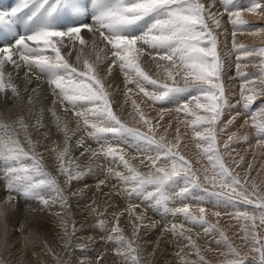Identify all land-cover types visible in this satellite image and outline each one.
Listing matches in <instances>:
<instances>
[{
    "label": "snow or ice",
    "instance_id": "6c2138e0",
    "mask_svg": "<svg viewBox=\"0 0 264 264\" xmlns=\"http://www.w3.org/2000/svg\"><path fill=\"white\" fill-rule=\"evenodd\" d=\"M222 2L225 6H230L233 0H222ZM26 9L29 13L26 18L18 15ZM247 11L264 13V0H257ZM205 12V5L200 0H19L17 6L11 10H0V31L11 32L18 22L25 26V34L15 38L14 46L0 47V92L10 89L14 96H19L17 87L10 80L6 82L4 79L6 64L11 63L16 68L23 65L30 71L35 69L47 76L53 94L59 96L62 102L71 105L73 109L77 106L81 107L82 110L75 111L74 114L83 118L86 128L91 129L89 135L97 142L109 134L118 137L126 134L138 141L146 142L149 150L156 153L155 156L148 158L154 169L148 174L141 173L131 166L128 160L112 146L101 147L105 157L112 158L114 162L119 160L123 164L127 174L117 171L115 177L126 186L125 191L129 195L139 196L160 206L166 205L169 199L166 192L177 181L182 180L185 185L177 193L179 196L189 192L188 185L192 188L200 187L197 182L199 177L195 173L189 176L190 163L173 150L177 145L169 146L163 143V137L157 141L154 137L129 128L121 122L113 112L108 93L92 64L85 60L86 70L78 71L61 55L59 45L63 44L64 38L78 40L81 45H85L86 41L80 35L82 28H87L93 34L99 33L102 40L111 45L113 64L118 63L119 67L126 72V82L135 83L139 92L148 99L164 101L175 94L198 93L192 96L191 102L195 105L194 109L190 108L189 103H185L178 111L192 117L191 126L195 136L203 142V144L198 143L197 146L201 148L212 171V175L209 176L208 169H205L204 180L214 187L231 190L230 193L213 191L210 195L229 201L233 200V194L242 198L243 203L254 205L255 209L260 211V224L264 225V198L257 197L253 200L245 190L238 189L240 181L233 176L219 154L215 125L227 101L224 99L223 86L218 83L222 63L217 53V41L208 29ZM61 14H69L77 20L85 16L92 23L74 22L72 26L63 29L56 23V18ZM230 16L234 17L231 19L233 26L246 25L240 11L230 12ZM209 17L219 26V20L211 14ZM137 29H142L139 35L135 34ZM139 44L154 50L156 54L154 58L158 57L159 60L170 62V65H164L168 79L175 83L176 76H182L185 86H170L168 83H160L150 77L138 63L137 54L143 51V48L138 47ZM49 51L54 55L48 54ZM245 54L251 55L247 50ZM259 54L264 56V48L259 49ZM14 56L19 57L20 63L13 59ZM109 74H111V68H109ZM130 75H134L135 79H129ZM144 82L152 86L153 91L149 92L141 86ZM128 91L131 92L132 89ZM258 95H264V81L259 91L255 85L248 88L242 87L241 96L245 107L251 106ZM28 102L32 103L31 97L28 98ZM133 104L135 105V101ZM201 112L204 114H200ZM52 115L55 116V112ZM89 115L94 118L92 121L88 119ZM252 119V126L264 132V110H261L258 117ZM140 120L146 125L149 124L143 113H140ZM18 123L25 132V140L32 146L33 151L25 150L19 140V133L15 129L6 123H0V164L3 165L2 171L8 190L25 197L35 198L45 207L59 203L61 209H64L68 203L64 190L58 181L44 170L41 159L35 154V144L30 135H27L28 125L24 119H19ZM198 128L202 130H196ZM151 131L150 127L149 132ZM65 135L67 136L66 127ZM231 139L230 136L229 141ZM223 147L227 149L229 144L225 143ZM67 154L68 148L65 147L58 154V160L60 172L70 184L73 180H78L83 173L79 171V165L76 166V171L72 170V161L65 160ZM97 154L93 153V155ZM161 157L163 162L158 165L157 162L161 161ZM165 210L167 211V208ZM205 211L201 207L199 208L200 216H193L189 206L185 205L172 210V214H183L186 219L194 223L206 224ZM216 215L219 216L220 213ZM235 216L245 221L251 220V227H256V216L250 215L247 210L237 212ZM137 220H142V217L137 216ZM97 223L103 224V220H98ZM61 225L64 227L65 235H68L67 223L62 220ZM142 226L140 223L133 225L134 235L138 234ZM72 229L74 234V224ZM170 230L175 233L176 226L173 225ZM214 230V226L205 228V232ZM111 233L108 239L116 245L117 255L130 259L132 264H140L134 241L124 236L118 219ZM245 233L244 239L247 241V228ZM180 234L183 235L182 232ZM220 235L227 248V252L223 253L226 256L223 264H252V261L240 255L226 235L223 233ZM187 239L191 243V237ZM251 239L252 246L249 250L258 254V264H264V242L255 232L252 233ZM192 247H195L194 243ZM196 254L201 261L204 260L198 249ZM229 256L231 258H227Z\"/></svg>",
    "mask_w": 264,
    "mask_h": 264
},
{
    "label": "bare ground",
    "instance_id": "6f19581e",
    "mask_svg": "<svg viewBox=\"0 0 264 264\" xmlns=\"http://www.w3.org/2000/svg\"><path fill=\"white\" fill-rule=\"evenodd\" d=\"M200 2L205 5V8H206L205 17L207 20L208 29L212 32L213 36H215V38H216L217 51L223 55V58L221 59L222 69L220 72V76L223 78H226L230 73V69L232 68L233 63L235 64V63L239 62V64H240V62L243 61L245 64L243 66L241 65L242 63L240 64L241 68L239 67V69L236 70V75H235L236 77L234 78L235 81L240 82L239 91L240 92L242 91V87L248 88V87H252L253 85H255L257 87V90L259 91V88L262 84V81H264V66L256 65V64H260V62L262 61L263 58H261L260 60L257 61V63H255L256 59L252 60L251 58H253V57L249 58V56L247 57V55L245 54V50H247L248 52L251 53V55L252 54L260 55L259 49L264 48V13H250L247 11V9L250 8L253 5V3H256L257 0H233V3L230 6H225L223 4L222 8L224 10L223 9L222 10L225 12H223L221 14H218L216 12L217 10L220 9L219 1H217V0H200ZM218 6H219V8H218ZM234 10L241 12V18L244 21H246L245 26H233V24L231 23V19L234 17H231L227 14H228V12H232ZM209 14H211V16H214L216 20L220 21L219 26H217L214 23L213 19L209 17ZM234 33H235V35H233ZM0 35H3L6 38L4 41L5 43H8V44L13 43L11 46H14V40H15V38H18V36H19V35L15 36V34L12 31L7 32V33H0ZM82 37L86 41V44L81 45L80 43H77L78 42V40H77V42H75V44L73 43L74 44L73 45V52L69 53V54L66 52L67 55H66V58L65 57L64 58L68 61V63L72 67L77 68L78 71H85L86 70L84 67V61L85 60H87L90 64H92L96 68L97 74H98L99 78L102 80L103 85H104V87L108 93V98L110 100L111 108L123 124H125L129 128L136 129L143 134H144V132H147L145 135H147L149 133L148 129L151 127V129H152L151 134L152 135L148 134V136L154 137L155 139H159V140H161V137L163 136V138H165L167 142H170L173 139V138L171 139L172 136H174V137L177 136V135L175 136V134L177 133V131H178L177 129L179 126H181V127L185 126V125L191 126L190 124H191L192 117L185 116V114L182 111H178V109L181 108L182 105L185 103H189L190 108L194 109L195 105H194V103L191 102L192 96L197 95L198 93H196V92L180 93V94H175V95L169 97L168 99H166L164 101H152V100L148 99L147 97H145L143 95V93L139 92V89L135 83H127L126 82V75L127 74L124 70H122L119 67L118 63L115 64L114 67H110L114 58H113V56L112 57L110 56L109 53H111V49H109L108 46L106 48V45H105L106 42L105 41H103L101 38H98V36L89 32L87 29L82 31ZM94 41H95V43H94ZM4 42H3V45H5ZM63 46H64V44L62 45V47ZM241 46H243V47H241ZM60 47H61V45H60ZM62 47H61V49H63ZM231 50H233V51H231ZM149 51L152 53V55L154 54L153 56H151L150 59H148L146 55H145L146 58H144L145 56L143 55L144 56L143 59L142 58L138 59V63L140 64L141 68L150 77H152L153 79H156L160 83H168L170 86L184 87L185 84H184V80L182 79V76H176L175 83H173L172 80L168 79V77L165 73V70H164V65H170V62L159 60L158 57L154 58L156 56L154 50L149 48ZM48 54L54 55L50 51ZM242 54H245L246 56H243ZM140 55L138 53L139 57H140ZM14 58H15V56H14ZM15 60H17V62H18L19 57L16 56ZM19 63H20V61H19ZM13 67H15V66L13 65ZM26 68L27 67L22 65L20 68H16L17 69L16 71L13 69L11 71V70H9L11 68L7 69V67L6 68L4 67V73H5L4 79H5V81L7 82L10 80L11 83L17 87V89L19 91V96H14L10 89L5 91V92H0V123H6V124L10 125L11 128L13 129L14 126L19 125V123H18L19 119L23 118L24 121L26 122V120H27L26 116L27 115H30L31 119L34 118L35 120H38L39 121L38 131L36 129V131H37L36 137L38 138L37 139L38 142L35 145L37 146V150H38L40 157H42V159L45 160L46 162L54 161V162L59 163L58 154L61 151H63L65 147L68 148V154L65 157V160H71L72 161L71 168L73 171H76L77 170L76 166L79 165V171L81 173H83V175H81V177L78 180H73L70 183V185L69 184L67 185L68 186V192L67 193L68 194L70 193L72 195V202L74 203V206L78 205L82 208V210H79V211H82L80 213L88 212L87 215H85L86 213H84L81 216L85 215V216H87V218L90 217L92 219L95 215H98V217H99L100 216L99 214H101L102 211H106L107 212V220H104V218L106 217L105 216L106 214H104L103 219L102 218H97V219L98 220L99 219L104 220V222L106 221L105 225H107L108 221L111 222V224L109 223V226H108L109 230L105 231L108 235L107 237L112 235L111 229L117 223V219H118L119 226L122 230L126 229V228L127 229L129 228V230L132 229V231H131L132 233L130 235H133V233H134V227H133L134 224L140 223V221H145L144 222L145 224L143 223L144 226H142V228H140L139 231L140 230L144 231V233H146L147 235L149 234L150 237H151V235L153 237H155V238H152V240L154 239L152 242L153 247L151 249L148 247L150 250L146 249L147 246L145 248V245H147V244L144 243L145 244L144 247L142 246L143 245V242H142L143 239L142 240L139 239V241L141 240V243H142V245H140L141 247L138 246L140 242L138 244L135 243L137 245V246L135 245L137 248H142V247L145 248L143 250H145L144 252H146V253L144 254L143 258L141 257L143 260L145 259V264H153V260H155L154 258L157 255H160V252H161L160 250L162 249L160 247H162L163 244L166 243V244L175 245L177 243L178 244L184 243L185 241H181V240H182V238H186V236L183 235L184 236L183 237L180 233L181 232L184 233V230L187 228L185 225L187 223L189 224L190 221L189 222L186 221L185 218L183 217V215L179 216L178 214L177 215L172 214V210L177 209L175 207L177 205H175V206L172 205L173 206V208H172L171 204L169 202V199H168V201L166 202V205L162 204L160 206H156L154 204V202L144 200L143 198L136 196V195H129L125 191L126 186L124 184H122V182L119 181L118 179H116V177H115V172H117V171L125 172V174H127L126 170L123 168V164L119 160H116L114 162L112 160V158L105 157L101 152V147L103 146L104 148H107L110 145L113 148L117 149V152L120 155H123L125 157V159L128 160V162L131 166H133L139 172L144 173V174H147L148 168L151 167V161L148 158L155 156V154H156L155 151L149 150V146L146 144V142L138 141V140L134 139L133 137L128 136L126 134L124 136H119V137L109 134V135H107V137H105V138L101 139L99 142H97V140L94 137L89 135V132L91 131V129L86 128V126L83 123V118L77 117L74 114L75 111H81L82 110L81 107L77 106L76 109H73L71 105H68L66 102H63V105H60L63 107H61V108L58 107V109H57L56 107L58 104L55 106V101H56V99H58L60 101V103H62L60 97L57 95H54L51 87L48 88L49 87L48 85H45V84L42 85L37 80L32 79L31 75L30 76L28 75L29 74V73H27L28 69H26ZM109 68H111V74H109ZM33 70L39 74V72L37 70H35V69H33ZM128 78L129 79H135L134 75H130V76H128ZM226 81H228V79ZM235 81L233 80L234 83H236ZM218 82H220V80ZM234 83H232V85ZM40 85H42V87L38 88ZM226 85H229V84L226 83ZM141 86L145 87L146 90L149 92L153 91V87L150 85H147L146 82L142 83ZM46 88H47V90H46ZM232 88H233V86H232ZM128 89H132V91L129 92ZM226 89H229V88H226ZM230 89H231V87H230ZM226 91H228V90H226ZM235 91L236 90L233 91V94ZM237 91H238V89H237ZM227 93L229 94V92H227ZM237 93L238 92H236V95H237ZM228 94H227V96H228ZM229 95H231V93ZM29 97L32 98L31 104L28 102ZM257 97H259V98L262 97L263 98L262 100L264 102V95H258ZM239 98L242 101L241 103L244 104L242 96H240ZM133 101H135V105L133 104ZM230 101H231V99L229 98L228 102H230ZM57 103H59V102H57ZM227 105H229V104H227ZM232 105H234V107H236L235 104H232ZM89 107H91V106L89 105ZM224 107L226 109L228 106L227 107L224 106ZM241 107H243V106H241ZM228 109H229V107H228ZM236 109L237 108H235V111H236ZM255 110H252V111H255ZM261 110H264V103H263V107ZM222 111L224 112V109ZM230 111L228 110V112H230ZM232 111H234V110L232 109ZM53 112H55V114H56L55 116H53L51 114ZM255 112H257V111H255ZM140 113H143V115L149 121V124L146 125L143 121L140 120ZM236 113H237V111H236ZM251 114H249V115H251ZM241 115H243V114H241ZM256 115H258V113H256ZM228 116H229V118H231V122H230L231 124H233V123L236 124V120H238V123H239L240 119L236 118V115L232 114V112L229 113ZM252 118H253V115H252ZM252 118H250L248 120H252L251 122L253 124ZM34 119H33V121H34ZM88 119L90 121H92L94 118L89 115ZM33 121H31V122H33ZM58 124H59V127H58ZM220 124L221 123L218 124L219 127L223 125V124H221V125ZM29 125H32V124H29ZM34 125H36V124H34ZM241 125H244V124L243 123L241 124V121H240V126L239 125L238 126L241 127ZM65 127L67 129V136L65 135ZM235 127H237V126H235ZM30 128H32V126ZM191 128H192V126H191ZM247 128L249 129V127H247ZM250 128L251 129H249V130H252V127H250ZM19 129H21V127ZM146 129H147V131H144ZM182 129H185V128H182ZM248 129H246V130H248ZM253 129H255V128H253ZM192 130H193V128H192ZM198 130H199V128H198ZM218 130H219V128H218ZM242 130H244V129H242ZM256 131H258V130H256ZM20 132H21L20 133L21 136H23V133H25L22 129L20 130ZM29 132H31V131L29 130ZM188 132H189V127H188ZM238 132H240V131H238ZM244 132H245V130H244ZM252 132H253V130H252ZM190 133H192L191 130H190ZM259 133H260V131L258 132V134ZM252 134L250 133V135L249 134L248 135L246 134V135L249 137ZM258 134L255 136H258ZM32 135H34V134H32ZM194 135H195V132H194ZM179 136L180 135L178 134V138H179ZM185 136L187 137V135H185ZM217 136H218V134H217ZM221 138H223V137H221ZM242 138H243V136H242ZM193 139L198 140V139H196V137H193ZM19 140H20L22 146L24 147L23 141L20 138H19ZM178 140H180V139H178ZM245 140H247V139H245ZM35 141H36V139H35ZM254 141H256V140H254ZM261 141H263V140H261ZM163 142H165V141H163ZM178 142H180V141H178ZM198 142H199V140H198ZM198 142H195V143H198ZM252 143H253V141H252ZM72 144H74V145L77 144V146H72ZM262 144H263L262 146H264V141ZM92 145H94V147H96V148H93ZM173 145H174V143H173ZM183 146H185V145L183 144L181 149L186 148ZM204 146H206V145H204ZM26 147H29V146H26ZM197 147L195 149L199 150ZM192 148H194V147H192ZM195 149H193V150H195ZM80 152H82V154ZM183 152L185 153V150H183ZM188 152L189 151L187 150V154H190V152H192V151H190L189 153ZM93 153H98V154L93 155ZM196 154H195V156H196ZM262 158L264 159V157H262ZM197 160H199V159L197 158L196 160H193V162L194 161L196 162ZM230 161H232V160H230ZM260 161H261V159H260ZM228 162H229V160H228ZM263 163H264V160H263ZM2 168H3V165L0 164V179L2 178V179H4V182H6V188L4 187L6 190H4V188L2 190H0V264H43L42 263V260H44V258H42L43 256L44 257L46 256V258L50 259L51 264H109V261H110L109 259L116 257V256L114 257V255H113V253H115V251H116V245H114V243L112 241H110L108 238L106 240L103 239L104 241L99 240L100 238L98 235L90 241H86V240L84 241V242H87L86 243L87 247H88L87 249H86V247H85V249H83L84 246L82 247V246L78 245L77 248L75 246H72L73 248L75 247L74 250L71 249V250H69V252H67V253L64 252L65 254L62 255L61 252L63 250H65L67 244L64 246L61 245L62 248L61 247L60 248L62 250L59 251V248H57V250L60 253L59 254L56 253L59 256L60 260L58 259V256H57V260H55L56 257L53 259L51 256H53L54 252H53V254H51L49 252V244L46 241L54 239L57 243H59V241L62 242V239L64 238V235H65V230H64V227L61 225V221L62 220L65 221L67 223V226H68V223H69L68 222V219H69L68 218L69 217V213H68L69 211L68 210L69 209L67 207L68 205H66L64 207V209H61L59 203L52 204L49 207H45L35 198L25 197L23 195L17 194L15 191L10 192L7 188V181L4 177ZM64 180L66 182L65 178H64ZM101 181H103V183H101ZM0 182H1V180H0ZM178 184H180V183L178 182ZM182 184H184V183H182ZM182 184L178 185V186H183ZM177 187H174V189ZM181 188L183 189V187H181ZM171 189L172 188H170L169 190H171ZM179 189H180V187L178 189H175V190L181 191V189L180 190ZM194 190H195V188H194ZM202 190H203V188L200 191H202ZM174 191H172V192H174ZM178 191H176V192L178 193ZM119 193H123V195H124L123 200L121 199L123 196L121 198H119V196H120ZM169 193H171V192H168L167 194H169ZM177 193H176V195H177ZM12 194L18 195V199H20L21 201H24L23 203H26L24 207H26V206L30 207L31 206V210H35V212L41 211L43 213V215L45 216V218L47 219V222L45 220L44 221L41 220L37 215L36 216L32 215L33 217L30 216L28 218V220H24L23 223L22 222L19 223L20 220L18 221V218L14 219L15 221L14 220L11 221L10 215H11L12 210H13ZM207 194L210 195L208 192H207ZM171 195H170V197H171ZM188 195H192L190 192V189H189ZM188 195H187V197H188ZM200 195H202V194H199V196ZM167 196H169V195H167ZM204 196H207V195H204ZM258 196H260V195H258ZM178 197H179V195L176 197L178 200L174 199V200H176L175 203H178L179 201L181 202V199L179 200ZM187 197H186V199H187ZM208 197L210 200L211 195ZM262 197H263V195H262ZM183 199L184 198H182V201H183ZM186 199H185V201H186ZM201 200L203 201V199H201ZM170 201H172V200H170ZM225 201H227V200H225ZM70 202H71V200H70ZM183 202H182V204H183ZM73 203H72V205H73ZM209 203H210V201H209ZM228 203H230V202H228ZM195 204H196V202H195ZM195 204H194V206H197V204L196 205ZM220 204L222 205L223 202ZM212 205H210L209 208H212L211 207ZM237 205H238V203H237ZM237 205H236V208H237ZM121 206L123 208L125 207V209H127V211L125 210V212H122V214L119 215V214H117L118 213L117 211H119L118 208ZM178 206L181 207V205H179V204H178ZM223 206L226 207V204ZM230 206H232V205H230ZM240 206H241V204H240ZM197 207L199 208V206H197ZM214 207H215V205H214ZM238 207H239V205H238ZM166 208H167V211L165 210ZM198 208H196V209L199 213ZM203 208H207V207H203ZM218 208H217V210H219ZM232 208L235 209V207H232ZM93 209H95V211H93ZM99 209H100V211H99ZM116 209H118V210L114 211ZM212 209H214V208H212ZM220 210L223 211L222 209H220ZM72 211L73 210L71 209V212ZM193 211L191 213H193ZM77 212H78V210L76 211V213ZM235 212H237V210L234 211L233 213H235ZM58 213H59V215H57ZM198 213L194 212V215L197 216ZM205 213H208V212H205ZM211 213L213 215L215 214L214 212H211ZM210 214L208 213L207 216ZM137 216L142 217V220H137ZM16 217H18V216H16ZM71 217H72V215H71ZM76 217L79 218L78 216H75L76 220H77ZM102 217H103V215H102ZM205 217H206V215H205ZM208 217H210V216H208ZM25 219H27V218H25ZM85 219H82V217H81V221L83 220V222L81 223L82 225L84 222L86 223ZM91 219H90V221H91ZM206 219H208V218L206 217ZM236 219H237V217H236ZM185 221L187 222L186 224H185ZM95 222H93V223H95ZM104 222H103V226H105ZM160 222H162V223L160 224ZM191 222H192V220H191ZM191 222H190V224H192ZM73 223H75V222H73ZM76 223L78 224V222H76ZM196 224H198V223H196ZM173 225L176 226V232L175 233H173L170 230ZM78 226H79V224H78ZM181 226H183V227H181ZM81 228H84V227H81ZM98 228H100V227H98ZM160 228H161V230L163 229L164 231L162 230V232H160ZM79 229L76 228V230H79ZM101 229H103V228H101ZM198 229H200V228H198ZM72 230L73 229H71L70 231L72 232ZM186 230L189 231L188 229H186ZM159 232H160V234L158 236L157 233H159ZM189 232H193V230H191ZM79 233H78V235H79ZM99 233H101V232H99ZM106 233H104V231L102 230V234L105 235ZM125 233H126V231H125ZM193 233H195V232H193ZM193 233H189V234H193ZM96 234H98L97 231H96ZM94 236H95V234H94ZM219 236H221V235L219 234ZM81 238H79L80 241H81ZM139 238H140V236H139ZM65 239H67V237H65ZM84 239H87V238L84 237ZM91 241H93V242L91 243ZM132 241H133V239H132ZM136 241H138V240H136ZM215 241H217V240H215ZM55 244L56 243H54V245ZM76 244H77V242H76ZM216 244H217V242H216ZM82 245H84V244H82ZM206 245H207V243H206ZM148 246H151V245H148ZM67 248H68V246H67ZM69 248H70V245H69ZM209 249L210 248H208V250ZM211 249H214V247ZM55 250H56V248H55ZM187 250L188 251H191V250L194 251V247L193 248L189 247ZM199 250H200V248H199ZM219 250H221V248ZM139 251H141V250H139ZM158 251H160V252H158ZM107 252H110L112 254H107ZM162 252H163V256H164V252H166V251H162ZM195 252H197V250ZM172 254L170 252V254H168V255H172L174 257V259H176V261L178 259L180 261L183 258L181 256L182 255L184 256V253L182 251L177 252L176 250H174V251H172ZM199 254H201V253H199ZM115 255H117V252L115 253ZM190 255H191V253H190ZM190 255L188 253L190 260L196 261L194 258L197 256V254L192 252V256H190ZM163 256H161V257H163ZM119 257H120V255H117V258H119ZM123 257H125V256H123ZM186 258L187 257L185 256L184 259H186ZM204 258H205V256H204ZM123 259H127V258L125 257ZM197 259H200V258H197ZM157 260H155V261L157 262ZM159 260H160V258H159ZM173 260L169 259L167 261L171 262ZM187 260L189 262V259H187ZM187 260H184V261H186V263H187ZM112 261L114 264L115 261L114 260H112ZM121 261H122V257L120 258V260L118 262H121ZM176 261H173V262L175 263ZM179 261H177V262L179 263ZM184 261L181 262V264L182 263L184 264L185 263ZM161 262H162V260H161ZM45 263L46 264L48 263L47 259L45 260ZM125 263H127V262H124V264ZM157 263H159V262H157ZM163 263L167 264L165 262V260ZM163 263H160V264H163ZM192 263H194V262H192ZM48 264H50V263H48ZM127 264H129V263H127ZM169 264H171V263H169ZM188 264H190V263H188Z\"/></svg>",
    "mask_w": 264,
    "mask_h": 264
},
{
    "label": "rangeland",
    "instance_id": "374dc122",
    "mask_svg": "<svg viewBox=\"0 0 264 264\" xmlns=\"http://www.w3.org/2000/svg\"><path fill=\"white\" fill-rule=\"evenodd\" d=\"M217 1H219V6H220V9L219 10H217L216 12L218 13V14H221V13H223V12H225V11H223L224 9L222 8L223 7V2H222V0H217ZM18 2H19V0H8V6H9V10H11L12 8H14V7H16L17 5L16 4H18ZM219 6H218V8H219ZM223 9V10H222ZM234 11H237V10H234ZM234 11H232V12H234ZM23 14V15H22ZM27 14H29L28 13V10L26 9V10H24V12L23 13H20V14H18V15H20V16H25V18H26V16H27ZM227 15H229L230 16V12H228V14ZM78 23L79 22V24H83V23H88V24H91L92 22H91V20H86V18H85V16H81V17H79V19L77 20L76 18H74V17H72L71 15H69V14H61L60 16H58L57 18H56V23H57V25L59 26V27H61V28H63V29H66L68 26L70 27V26H72L73 25V23ZM63 25V26H62ZM20 26V27H19ZM24 24L23 23H17V25L14 27V29L12 30V32L15 34V36H18V35H24L25 34V31H24ZM83 30H81V36H82V31H84L85 29H87V28H82ZM15 31V32H14ZM142 31V29H137L136 30V32H135V34H137V35H139L140 34V32ZM95 35L96 36H98V38H101L100 36H99V33H95ZM5 37L3 36V35H0V41L2 42V43H0L1 45H3V42L5 41ZM102 39V38H101ZM75 42H77V40H69L68 38H64V42H63V44H64V46L62 47V45H61V47L63 48V49H61V47H60V50H61V55L63 56V57H65L66 58V55H67V53L69 54V53H72L73 52V45L75 44ZM106 42V41H105ZM5 43V42H4ZM74 43V44H73ZM77 43H79V41L77 42ZM76 43V44H77ZM5 44H7V46H11L12 44H8V43H5ZM105 45H106V48H107V46H108V48L109 49H111V45H109V44H107V42L105 43ZM60 46V45H59ZM68 46V47H67ZM72 46V47H71ZM81 46V45H80ZM138 47H140V48H143V51L142 52H140L139 53V55H140V57L138 56V59H140V58H142L143 59V57L146 55L147 56V58L148 59H150L151 58V56H153L152 55V53L149 51V47L148 46H146V45H142V44H139L138 45ZM67 51H66V50ZM72 50V51H71ZM231 51H233V50H231ZM67 52V53H66ZM151 53V54H150ZM217 53H218V56H219V59H220V61H221V59L223 58V55L222 54H220L218 51H217ZM110 54V56L112 57V53H109ZM150 54V55H149ZM138 55V54H137ZM144 55V56H143ZM221 55V56H220ZM243 56H246L245 54H242ZM142 56V57H141ZM146 56L144 57V58H146ZM238 56V55H237ZM249 56V58L250 57H253V58H251L252 60L253 59H256L255 60V63H257V61L258 60H260L261 58H263L262 59V61L260 62V64H256V65H262V66H264L263 64H264V56H261V55H258V54H252V55H247V57ZM261 56V57H260ZM15 58H16V56H15ZM15 58L13 57V59L15 60ZM17 61V60H16ZM18 63H19V61H18ZM242 63V64H241ZM262 63V64H261ZM239 66H238V65ZM240 64L243 66L245 63L243 62V61H241L240 62ZM240 64H239V62L238 63H233V65H232V68L230 69V73H229V75L226 77V78H223V77H221L220 76V82H218V83H221L222 84V86H223V90H224V99H226V101H227V103L225 104V106L227 107H229V109H228V107L225 109V107L223 108L224 109V112L222 111V115H221V117H220V119L218 120V124L219 123H221V124H223L222 126H220L219 127V125L218 124H216L215 125V132H216V136H217V134H218V136H217V145H218V147H219V154L222 156V158H223V161H224V163H225V165L230 169V171L232 172V174H233V176H235L239 181H240V184H239V186H238V189H240V190H245L249 195H250V198L251 199H253V200H255L257 197H260V198H264V163H263V158L262 157H264V146H262L263 144V141H264V132H262V131H260V133L258 134V132H259V130L258 129H253L254 127L251 125L252 124V120H248V119H250V118H252V115H253V117H258V115H256V113H260V111H261V109H262V107H263V98L262 97H257L256 98V100L254 101V103L251 105V106H249V107H245V105L243 104V103H241L242 101L240 100V96H241V92L239 91V87H240V82L239 81H235V75H236V70L237 69H239V67H240ZM10 65V66H9ZM113 65V66H112ZM114 65L115 64H113V62L111 63V66L110 67H114ZM237 65V66H236ZM7 67V69H9V68H11V69H9V70H11L12 71V69L13 70H17L15 67H13V64H11V63H9V64H6L5 65V68ZM9 67V68H8ZM241 68V67H240ZM26 69H28V68H26ZM28 72L27 73H29L28 75L30 76L31 75V77H32V79H34V80H37L38 82H40V84H45V85H48L49 86V84H48V78H47V76L46 75H44V74H41V73H36L34 70H27ZM35 73H34V72ZM10 72V71H9ZM231 76V77H230ZM36 77V78H35ZM233 77V78H232ZM47 78V79H46ZM230 78V79H229ZM228 79V81H226ZM236 82V83H234L233 82V80ZM46 80V81H45ZM224 83V84H223ZM226 83H228L229 85H226ZM231 83V84H230ZM232 83H234L233 85H232ZM42 85H40L38 88H41L42 87ZM233 86V88H232V86ZM47 86V87H48ZM227 86V87H226ZM231 87V89H230V87ZM238 86V87H237ZM48 88H50V86L48 87ZM226 88H229V89H226ZM236 88V89H235ZM237 89H238V91H237ZM46 90H47V88H46ZM226 90H228V91H226ZM234 90H236L235 92H234V94H233V91ZM227 92H229V94L231 93V95H229ZM236 92H238L237 93V95H236ZM227 94H228V96H227ZM227 97V98H226ZM231 99V101L230 102H228V99L229 98ZM236 97V98H235ZM238 97V98H237ZM234 98V99H233ZM233 99V100H232ZM260 100V101H259ZM234 101V102H233ZM57 102H59V103H57ZM62 102V101H61ZM232 102V103H231ZM263 102V103H262ZM59 106H58V105ZM227 104H229V105H227ZM232 104H235L236 105V107H234V105H232ZM239 104V105H238ZM242 104V105H241ZM57 105V109H58V107L59 108H61V107H63V106H60V105H63V102L62 103H60V101L58 100V99H56V101H55V106ZM238 106V107H237ZM241 106H243V107H241ZM234 107V108H233ZM253 107V108H252ZM235 108H237L236 109V111H237V113H236V111H235ZM250 108V109H249ZM258 108V109H257ZM222 109V110H223ZM232 109L234 110V111H232ZM245 109V110H244ZM256 109V110H255ZM227 110V111H226ZM228 110L230 111V112H228ZM252 110H255V111H257V112H255V111H252ZM259 110V111H258ZM248 111V112H247ZM251 111V112H250ZM232 112V114H234V115H236V118H238V119H240V121H241V124L243 123L244 125H241V127H239L240 126V121H239V123H238V120H236V124H231L230 122H231V118H229V116H228V114L229 113H231ZM234 112V113H233ZM242 112V113H241ZM250 112V113H249ZM225 113V114H224ZM252 113V114H251ZM52 114V113H51ZM201 114H204V113H202L201 112ZM241 114H243V115H241ZM246 114V115H245ZM249 114H251V115H249ZM241 115V116H240ZM28 116V117H27ZM26 116V124L27 125H29V124H32V125H29L28 126V130H27V134L28 135H30V137H34L33 139L31 138V140L34 142V144H37V135H36V133H37V131H38V126H39V124H38V120H35L34 118H30L31 116L30 115H27ZM224 117V118H223ZM223 118V119H222ZM235 118V119H236ZM33 119H34V121H33ZM30 120V121H29ZM226 120V121H225ZM230 120V121H229ZM243 120V121H242ZM31 121H33V122H31ZM36 121V122H35ZM16 122V121H15ZM225 122V123H224ZM249 122V123H248ZM36 124V125H34V124ZM229 123V124H228ZM220 124V125H221ZM248 126H247V125ZM191 125V124H190ZM239 125V126H238ZM249 127V129H251L250 127H252V130H253V132H252V130H249L247 127ZM250 125V126H249ZM18 126V127H17ZM32 126V128H30ZM235 126H237V127H235ZM188 127H189V132H188ZM246 127V128H245ZM20 128V125H16V126H14L13 127V129H15L16 130V132H19V138L23 141V143H24V148L27 150V151H30V152H32V150H33V148H32V146L31 145H29L27 142H26V140H25V136L24 135H26L25 133H23V136H21V132H20V130L21 129H19ZM35 128V129H34ZM182 128H185V129H182ZM187 128V129H186ZM193 128V127H192ZM192 128H191V126H179L178 127V131H177V133L175 134V136L176 137H174V136H172L171 137V141L170 142H167L166 141V139L165 140H163V141H165V142H163V143H166L167 145H171V146H173V143H174V145H177V147H175L173 150L174 151H177L178 153H179V155H182L186 160H188V162L190 163V166H191V172L189 173V176L191 177V175H192V173H195L196 174V176L197 177H199V179H198V183H199V185H200V187H198V188H195V190H194V188H192L191 187V185H188V187H189V189H190V192H191V194L192 195H188L189 194V192L188 193H186L184 196H179L178 198H179V200L181 199V202L179 201L178 203H175L176 202V200H174V199H177L176 197L178 196V195H176V191H178V190H175V189H178L179 187H180V189L182 190V188L181 187H185V185L184 184H182V183H184L182 180H180V181H177V183L176 184H173V185H171L170 187H169V189L170 188H172L171 190H169V191H167V193L168 192H171V193H169V194H167V195H169L168 197H169V202H170V204H171V207L173 208V206H175V205H177V206H175L176 208H180V206H178V204L179 205H181V207H183V206H185L186 204H187V206H189V208H190V212H192L193 210V213H191L193 216H195L194 215V212L195 213H198V211H197V209L196 208H198L197 206H199V208L200 207H207V208H204V209H206V211L205 212H208L209 214L211 213V212H214L215 214L213 215L212 213L210 214V215H208V216H210V217H208L207 216V214L208 213H204V219L207 221V223L206 224H200V223H198V224H196V223H194V222H191V220H189V219H186L185 218V216L183 215V214H178L179 216L180 215H183V217L185 218V220L186 221H190L192 224H190V222H189V224L185 221V226L187 227H185L186 229H188L189 231H191V230H193V232H195V233H193V232H189V231H187L186 229L184 230V233H183V235L184 236H186V238H182V240L181 241H185L184 243H181V244H175V245H172V244H163V246L162 247H160V248H162L160 251H158V252H160V255H157L154 259L155 260H157V262H159V263H157L155 260H153V264H160V263H163L164 262V260H165V262L167 263V264H169V263H171V264H177L178 262L177 261H179V259L176 261V259H174V257L172 256L173 254H172V251H174V250H176L177 252H180V251H182L183 253H184V256L182 255H180L181 257H183L180 261H179V263L178 264H181V262H183L184 260H187V259H189V262H188V260H187V263H186V261H184L185 263L184 264H188V263H190V264H223V261L226 259V256L223 254V253H225V252H227V248H226V246H225V244L223 243V239H222V237L221 236H219V234H221L222 232H223V234H225L226 236H227V238H228V241H230V243L233 245V247L240 253V255L241 256H243V257H245L247 260H249V261H252V264H258V254H256V253H254V252H251L249 249H250V247L252 246V239H251V237H252V233L253 232H255L260 238H261V241L262 242H264V225H262V224H260V219H259V217H260V211L258 210V209H255V207H254V205H247V204H245V203H243L242 202V198H240V197H238V196H235L234 194H233V200H231V201H229V200H227V201H225V199H221V198H217V197H214V196H211L210 197V200H209V197L208 196H210V195H208L207 194V192L210 194V192H213V191H227V192H229L230 193V189H221L219 186H213L212 184H210L209 182H207V181H205L204 180V175H205V169H208V175L209 176H211L212 175V171H211V168H210V165H209V162H208V160H207V158L205 157V155L203 154V152H202V150H201V148H199V147H197V145H198V143L199 144H203V142H201V141H199L198 142V140H194L193 139V137H196L195 135H194V130H192ZM218 128H219V130H218ZM34 129V130H33ZM36 129H37V131H36ZM239 129V130H238ZM242 129H244L245 130V132H244V130H242ZM246 129H248V130H246ZM29 130L31 131V132H29ZM183 130V131H182ZM185 130V131H184ZM190 130L192 131V133H190ZM196 130H198V129H196ZM200 130V129H199ZM202 130V129H201ZM221 130V131H220ZM256 130H258V131H256ZM34 131V132H33ZM144 131H147V129L146 130H144ZM194 131V132H193ZM238 131H240V132H238ZM33 132V133H32ZM148 132H149V129H148ZM231 132V133H230ZM244 132V133H243ZM248 132V133H247ZM257 132V133H256ZM147 132H144V134H146ZM243 133V134H242ZM250 133L252 134L251 136H247L248 134L250 135ZM262 133V134H261ZM32 134H34V135H32ZM148 134H151V132H149ZM147 134V135H148ZM178 134L180 135L179 136V138H178ZM193 134V135H192ZM241 134V135H240ZM247 134V135H246ZM258 134V136H255V135H257ZM152 135V134H151ZM185 135H187V137L185 136ZM192 136V137H191ZM232 137V139H231V141H229V137ZM242 136H243V138H242ZM163 137V136H162ZM189 137V138H188ZM192 139H191V138ZM221 137H223V138H221ZM235 137V138H234ZM245 137V138H244ZM254 137V138H253ZM187 138V139H186ZM249 138V139H248ZM259 140H258V139ZM262 138V139H261ZM35 139H36V141H35ZM178 139H180V140H178ZM197 139V138H196ZM226 139V140H225ZM245 139H247V140H245ZM252 139V140H251ZM256 140V141H254V140ZM157 141H160L159 139H156ZM180 141V142H178V141ZM261 140H263V141H261ZM187 141V142H186ZM249 141V142H248ZM252 141H253V143H252ZM182 142V143H181ZM189 142V143H188ZM191 142V143H190ZM195 142H198V143H194ZM179 143V144H178ZM220 143V144H219ZM225 143H228L229 144V147L227 148V149H225L224 147H223V145L225 144ZM258 145H257V144ZM185 145V146H183V147H186L185 149L183 148V149H181V147H182V145ZM188 144V145H187ZM191 144V145H190ZM261 144V145H260ZM194 145V146H193ZM250 145V146H249ZM26 146H29V147H26ZM36 146V145H35ZM72 146H77V144H72ZM204 146V145H203ZM92 147L93 148H96V147H94V145H92ZM192 147H194V148H192ZM198 148L199 150H197V149H195V148ZM247 147V148H246ZM253 147V148H252ZM189 148V149H188ZM263 148V149H262ZM31 149V150H30ZM193 149H195V150H193ZM183 150H185V153L183 152ZM187 150L190 152V151H192V152H190V154H187ZM246 150V151H245ZM34 151H35V154L41 159V161H42V164H43V166H44V170L45 171H47L50 175H51V177H54L57 181H58V183H59V185H60V187L64 190V195L67 197V201H68V203H67V207H68V213H69V219H68V226H67V229L69 230H71L72 229V225L74 224L75 225V234H72V232H73V230H72V232L69 230L68 231V235H64V238L62 239V242H60L59 241V243H57L54 239L53 240H48V241H46L48 244H49V252L51 253V254H53V252H54V254H53V256H51L53 259L56 257V259L55 260H57V254H59L60 252V250H62L61 248V245L62 246H64V245H66V248H65V250H63L62 252H61V254L62 255H64L65 253L64 252H69V250H71V249H73L74 250V248L76 247L77 248V246L79 245V246H84L83 247V249H85V247H86V249L88 248L87 247V242H84L85 240L86 241H90V240H92V239H94V237H96V236H98L99 235V240H101V241H104V240H106L108 237V235H107V233L105 232L106 230L108 231L109 230V223L111 224V222L110 221H108V223H107V225H105L106 223V221L104 222V220H107V212L106 211H102V213L101 214H99L100 216L98 217V215H95L92 219L90 218V217H88L87 218V216H85V215H87V213L88 212H84V213H86L85 215H83V216H81L82 214H84V213H80V212H82V211H79V210H82V208L80 207V206H78V205H75L74 206V203L72 202V195L70 194H68L67 192H68V184L69 183H67V182H65V180H64V175H62L61 174V172H60V164L58 163V162H54V161H51V162H46L45 160H43L42 159V157H40V155H39V153H38V150H37V146L34 148ZM188 152V153H189ZM81 154H82V152H80ZM192 153V154H191ZM197 153V154H196ZM199 153V154H198ZM226 153V154H225ZM260 153V154H259ZM187 156H186V155ZM195 154H196V156H195ZM189 155V156H188ZM193 155V156H192ZM203 155V156H202ZM229 155V156H228ZM195 156V157H194ZM191 157V158H190ZM193 157V158H192ZM250 157V158H249ZM163 157H161V161H158L157 163L158 164H160V163H162L163 162V159H162ZM199 159V160H197L196 162L194 161L193 162V160H196V159ZM260 159H261V161H260ZM263 159V160H262ZM203 160V161H202ZM226 160V161H225ZM228 160H229V162H228ZM230 160H232V161H230ZM249 160V161H248ZM256 160V161H255ZM199 161V162H198ZM260 162V163H259ZM202 163V164H201ZM263 163V164H262ZM58 165V166H57ZM197 165V166H196ZM259 166V167H258ZM169 167H170V163H169ZM261 167V168H260ZM195 168V169H194ZM56 169V170H55ZM151 169V170H150ZM261 169V170H260ZM197 170V171H196ZM148 173L149 172H151V171H154V169L152 168V167H149L148 168ZM261 171V172H260ZM198 172V173H197ZM147 173V174H148ZM61 175V176H60ZM260 175V176H259ZM60 176V177H59ZM64 177V178H63ZM1 180V182H0V190H2L4 187L6 188V182H4V179H0ZM63 182H61V181ZM178 182L180 183V184H178ZM260 182V183H259ZM65 183V184H64ZM183 185V186H178V185ZM70 185V184H69ZM64 186V187H63ZM173 186V187H172ZM178 186V187H177ZM174 187H177V188H175L174 189ZM4 188V190H6ZM96 188V187H95ZM203 188V190L202 191H200L201 189ZM175 191H174V190ZM179 189V190H180ZM199 191H197V190ZM251 189V190H250ZM255 189V190H254ZM66 190V191H65ZM207 190V191H206ZM172 191H174V192H172ZM204 191V192H203ZM67 194H66V193ZM176 192V193H175ZM180 191H178V193H179ZM203 192V193H202ZM197 193V194H196ZM172 194V195H171ZM199 194H202V195H200L199 196ZM255 194V195H254ZM119 198H121L122 196V200H123V198H124V195H123V193H119ZM170 195H171V197H170ZM187 195H188V197H187ZM204 195H207V196H204ZM257 195V196H256ZM258 195H260V196H258ZM262 195H263V197H262ZM173 196V197H172ZM190 196V197H189ZM192 196V197H191ZM203 196V197H202ZM186 197H187V199H186ZM202 197V198H201ZM205 197V198H204ZM12 200H13V210H12V213H11V215H10V220L11 221H13L14 219H16V218H18V221L20 220V222L19 223H23V221L24 220H28V218L31 216V217H33L34 215L36 216H38L41 220H45L46 222H47V219L45 218V216L43 215V213L41 212V211H37V212H35V210H31V206L29 207V206H26V207H24L25 206V204L26 203H23L24 201H21L20 199H18V195H15V194H12ZM172 198V199H171ZM182 198H184L183 199V201H182ZM193 198V199H192ZM200 198V199H199ZM120 199V200H121ZM185 199H186V201H185ZM189 199V200H188ZM201 199H203V201L201 200ZM70 200H71V202H70ZM170 200H172V201H170ZM178 200V199H177ZM192 200V201H191ZM212 200V201H211ZM220 200V201H219ZM209 201H210V203H209ZM219 201V202H218ZM174 202V203H173ZM182 202H183V204H182ZM193 202V203H192ZM195 202H196V204H197V206H194V204H195ZM213 202V203H212ZM217 202V203H216ZM223 202V204L221 205L220 203H222ZM228 202H230V203H228ZM72 203H73V205H72ZM181 203V204H180ZM201 203V204H200ZM237 203H238V205H239V207H238V205H237ZM195 204V205H196ZM203 204V205H202ZM207 204V205H206ZM213 204V205H212ZM218 206H217V205ZM226 204V207H224L223 205H225ZM232 205V206H230V205ZM237 205V208H236V205ZM240 204H241V206H240ZM243 204V205H242ZM173 205V206H172ZM201 205V206H200ZM206 205V206H205ZM210 205H212L211 207L212 208H214V209H212V208H209L210 207ZM214 205H215V207H214ZM221 205V206H220ZM229 205V206H228ZM234 205V206H233ZM223 206V207H222ZM244 206V207H243ZM29 207V208H28ZM80 207V208H79ZM174 207V208H175ZM196 207V208H195ZM219 207V208H218ZM232 207H235V209L234 208H232ZM241 207V208H240ZM75 210H74V209ZM77 208V209H76ZM199 208H198V210H199ZM217 208L220 210V209H222L223 211H219V210H217ZM229 210H228V209ZM240 208V209H239ZM249 208V209H248ZM18 209V210H17ZM71 209L73 210L72 212H71ZM119 209V211H117ZM118 209H116V210H114V211H117L118 213L117 214H119V215H121L122 214V212H125V210L127 211V209H125V207L123 208L122 206L121 207H119ZM122 209V210H121ZM209 211H208V210ZM239 209V210H238ZM78 210V212L76 213V211ZM124 210V211H123ZM197 212H196V211ZM232 210V211H231ZM237 210V212H243V211H248L249 212V214L250 215H255L256 216V220H255V225H256V227L255 228H252L251 227V225H252V221L251 220H248V221H245L244 219H242V218H237L236 219V216H235V213H237V212H235V213H233L234 211H236ZM99 211H100V209H99ZM104 212V213H103ZM17 213V214H16ZM80 213V214H79ZM113 213V212H112ZM111 213V214H112ZM216 213H220V215L219 216H216ZM227 213V214H226ZM229 213V214H228ZM72 215V217H71V215ZM104 214H106L105 216V218H104ZM110 214V213H109ZM200 213H198L197 214V217L198 216H200L199 215ZM232 214V215H231ZM15 215V216H14ZM33 215V216H32ZM102 215H103V217H102ZM205 215H206V217L208 218V219H206V217H205ZM16 216H18V217H16ZM41 216V217H40ZM75 216H78L79 218H77V220L75 219ZM82 217V219H85V221H86V223L84 222L83 223V225L81 224L82 222H83V220L81 221V217ZM223 216V217H222ZM74 217V218H73ZM25 218H27V219H25ZM73 218V219H72ZM97 218H104V220H103V222H104V225L106 226H103V224H98L97 223V221H98V219ZM80 221H79V220ZM90 219H91V221H90ZM212 219V220H211ZM75 220V221H74ZM88 220V221H87ZM99 220H101V219H99ZM225 220V221H224ZM229 220V221H228ZM15 221V220H14ZM96 221V222H95ZM73 222H75V223H73ZM76 222H78V224H79V226H78V224L76 223ZM80 222V223H79ZM93 222H95V223H93ZM145 221H140V224H142L143 226H144V223ZM218 222V223H217ZM226 224H225V223ZM16 223V222H15ZM14 223V224H15ZM144 223V224H143ZM162 222H160V224H161ZM236 223V224H235ZM89 224V225H88ZM196 225V226H195ZM208 225V226H207ZM226 225V226H225ZM89 226V227H88ZM214 226V228H215V230H214V232L213 231H209V232H205V228L206 227H209V228H211V227H213ZM233 226V227H232ZM69 227V228H68ZM71 227V228H70ZM81 227H84V228H81ZM97 227V228H96ZM98 227H100V228H98ZM105 227V228H104ZM197 227V228H196ZM217 227V228H216ZM224 227V228H223ZM76 228H80L79 230H76ZM91 228V229H90ZM101 228H103V229H101ZM140 228H142V227H140ZM139 228V229H140ZM191 228V229H190ZM198 228H200V229H198ZM227 228V229H226ZM245 228H247V235H248V239H247V241L243 238V237H245ZM101 229V230H100ZM238 229V230H237ZM86 230V231H85ZM90 230V231H89ZM94 230V231H93ZM102 230L104 231V233H106L105 235L104 234H102ZM163 230V229H162ZM162 230H161V228H160V232H162ZM96 231H97V233L98 234H96ZM125 231H126V233H125ZM130 233H129V232ZM132 229L131 230H129V228L127 229H123V234H124V236L129 240H132L133 239V241H134V247H136L137 245L136 244H138L139 242V247H141L140 245H142V243H141V240H142V242H143V247H144V245L145 244H147V245H145V248H146V246H147V248L146 249H148V250H150L152 247H153V244H152V242H153V240H152V238H155V237H153L152 235H151V237H150V235L148 234H146V233H144V231H139L138 230V234L137 235H134V233H133V235H130L132 232ZM164 231V230H163ZM226 231V232H225ZM80 232V233H79ZM86 232V233H85ZM99 232H101V233H99ZM160 232L159 233H157L158 234V236H159V234H160ZM197 232V233H196ZM228 232V233H227ZM230 232V233H229ZM78 233H79V235H78ZM84 233V234H83ZM188 233V234H187ZM189 233H193V234H189ZM94 234H95V236H94ZM141 234V235H140ZM146 234V235H145ZM199 234V235H198ZM218 234V235H217ZM86 235V236H85ZM182 235V236H183ZM232 235V236H231ZM69 236V237H68ZM72 236V237H71ZM83 238H81V237ZM139 236H140V238H139ZM144 236V237H143ZM183 236V237H184ZM217 236V237H216ZM65 237H67V239H65ZM77 237V238H76ZM81 238V241H80V239L79 238ZM84 237L85 238H87V239H84ZM104 237V238H103ZM138 237V238H137ZM143 237V238H142ZM187 237H191V243H190V241L187 239ZM220 237V238H219ZM70 238V239H69ZM90 238V239H89ZM157 238V237H156ZM216 238V239H215ZM73 239V240H72ZM104 239V240H103ZM139 239H141L140 241H139ZM184 239V240H183ZM73 242H72V241ZM136 240H138V241H136ZM205 242H203V241ZM215 240H217V241H215ZM67 241V242H66ZM77 242V244H76V242ZM218 241H220L219 243H218ZM80 242V243H79ZM93 241H91V243H92ZM204 244H203V243ZM216 242H217V244H216ZM53 243V244H52ZM54 243H56L55 245H54ZM62 243V244H61ZM70 243V244H69ZM136 243V244H135ZM145 243V244H144ZM192 243H194L195 244V247H194V251H188L187 249L189 248V247H192ZM206 243H207V245H206ZM223 243V244H222ZM58 244V245H57ZM73 244V245H72ZM82 244H84V245H82ZM221 244V245H220ZM60 245V246H59ZM69 245H70V248H69ZM136 245V246H135ZM148 245H151V246H148ZM172 245V246H171ZM201 245V246H200ZM204 245V246H203ZM58 246V247H57ZM67 246H68V248H67ZM72 246H75L74 248L72 247ZM169 246V247H168ZM61 247V248H60ZM137 248V250H138V254H139V261H140V264H145V259L143 260L142 258H143V256H144V254L146 253V252H144L145 250H143V249H145V248ZM150 249H149V248ZM171 247V248H170ZM214 247V249H211V248H213ZM55 248H56V250H57V248H59V251L57 252L56 250H55ZM193 248V247H192ZM199 248H200V250H199ZM208 248H210L209 250H208ZM216 248V249H215ZM218 248V249H217ZM221 248V250H219ZM199 250V253H201L200 255L201 256H203V258H204V256H205V258H204V260L203 261H201L200 259H197V258H199V256L197 255L194 259L196 260V261H193V260H190V258H189V256H188V253H189V255H190V253H191V255L190 256H192V252L193 253H196L195 251L196 250ZM225 251H223V250ZM68 250V251H67ZM111 250V249H110ZM139 250H141V251H139ZM172 250V251H171ZM162 251H166V252H164V256H163V252ZM201 251V252H200ZM221 251V252H220ZM170 252H171V254L172 255H168V254H170ZM203 252V253H202ZM220 252V253H219ZM43 253V252H42ZM48 253V252H47ZM57 253V254H56ZM115 253H116V251H115ZM115 253H113V255H114V257L115 258H110L108 261H109V264H113V261L112 260H114L115 261V263L114 264H124V262H127V263H129V264H131L132 262L130 261V259H123V258H125V257H123L122 255H120V257L119 258H117V255H115ZM143 255H142V254ZM166 253V254H165ZM107 254H112V253H110V252H107ZM162 254V255H161ZM182 254V253H181ZM206 254V255H205ZM214 254V255H213ZM55 255V256H54ZM161 256H163V257H161ZM168 256V257H167ZM187 257L186 259H184V257ZM212 256V257H211ZM122 257V263L121 262H118L119 260H120V258ZM142 257V258H141ZM170 257V258H169ZM42 258H44V260H42V263L43 264H46L45 263V260L47 259V262L48 263H50L51 264V260L50 259H48V258H46V256L44 257H42ZM157 258V259H156ZM159 258H160V260H159ZM215 258V259H214ZM227 258H231L230 256L229 257H227ZM58 259H59V256H58ZM173 260V261H176L175 263L173 262V261H171V262H169V261H167V260ZM184 259V260H183ZM60 260V259H59ZM125 260V261H124ZM127 260V261H126ZM161 260H162V262H161ZM183 260V261H182ZM156 263H155V262ZM194 262V263H192V262ZM199 263H198V262ZM47 263V264H48ZM127 263H125V264H127ZM164 264V263H163ZM183 264V263H182Z\"/></svg>",
    "mask_w": 264,
    "mask_h": 264
}]
</instances>
